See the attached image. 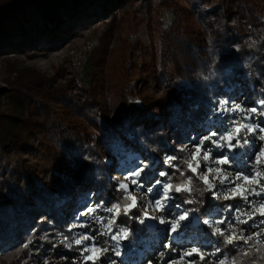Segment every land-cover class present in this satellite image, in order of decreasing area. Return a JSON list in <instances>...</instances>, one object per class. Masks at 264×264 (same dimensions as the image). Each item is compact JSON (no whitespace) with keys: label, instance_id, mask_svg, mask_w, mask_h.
<instances>
[{"label":"trees","instance_id":"trees-1","mask_svg":"<svg viewBox=\"0 0 264 264\" xmlns=\"http://www.w3.org/2000/svg\"><path fill=\"white\" fill-rule=\"evenodd\" d=\"M205 1L0 0V53L9 70L7 86H0V251L18 248L11 264L65 257L69 252H59L55 238H49L57 233L72 238L65 213L90 186L108 205L120 206L118 220L135 236L146 234V226L139 223L140 209L125 215L130 199L112 179L115 166L108 162L130 148L128 137L133 149L148 153L146 158L151 153L172 154L170 164L162 159L160 165L173 190L190 186L177 195L199 216L239 201L214 197L199 178L201 172L189 169L188 152L176 149V144L190 135L202 136L206 127L198 125L212 100L227 95V88L237 83L252 86L254 97L264 101V0L260 15L247 0H219L213 10ZM166 9L173 10L170 25L162 19ZM234 16L237 23L231 26ZM141 24L160 35L150 64L141 39L129 40L125 34ZM89 26L102 31L89 60L91 86L80 87L86 92L83 98L71 92L72 79L56 83V76L67 69L50 76L9 61L17 52L31 57L36 50L60 46ZM153 81L162 83L158 97L150 92ZM100 96L107 104L98 102ZM59 115L68 134L56 121ZM53 151L58 153L51 156ZM39 156L60 161L40 166L32 161ZM217 225L227 235L228 222ZM38 235L45 239L33 241ZM216 240L238 258L237 264H264L263 240L255 245L261 252L253 249L249 256H241V249L226 245L218 234ZM161 258L163 253H149L143 261L160 264Z\"/></svg>","mask_w":264,"mask_h":264},{"label":"rangeland","instance_id":"rangeland-1","mask_svg":"<svg viewBox=\"0 0 264 264\" xmlns=\"http://www.w3.org/2000/svg\"><path fill=\"white\" fill-rule=\"evenodd\" d=\"M182 1L186 2V0ZM218 1L219 0H206L205 3L208 10H213L215 5L218 6ZM247 1L256 14L260 15L261 9L259 7L263 5V3L260 0ZM229 5H233L232 2H230ZM234 11H236L235 8ZM219 15H217V19L220 18ZM162 19L165 21L166 25H170L174 19L173 10L166 9ZM228 23L234 26L235 23H237L236 16L230 19ZM242 26L244 27L245 25L243 24ZM101 31V29L94 30L89 26L78 31L75 36L64 40L60 46L45 52L36 50L34 51L35 55L31 57L26 53L17 52L15 57L9 61L10 63L12 62L18 65V68L21 66L35 67L50 76H54L60 69H67L66 72L64 71L66 74L56 76V83L63 84L65 80L72 79L71 92L80 93V98H83L86 92L81 91L80 87L82 86L88 89L91 86L89 60L91 59L94 47L98 43ZM125 34L129 40H133L135 36L141 39L145 46V59L147 63H152L151 52L153 47H156L160 41L159 32H152L141 24L136 25L132 33L128 32ZM113 44L114 42L112 41L111 45ZM7 62L6 56L0 53V86L4 87L7 86L6 78L9 74ZM161 85V81L151 82L150 92L158 97L161 94V90H158V87ZM227 91V95H222L212 100L209 109L205 113L206 119L198 125L199 127L205 125V133L202 136L194 138L190 135L188 139L177 142L176 149H184L188 152L190 157L189 163H191L193 167L199 163L197 173L201 172L202 176L207 175L209 182L214 186L212 190H209V186L206 185L203 180L202 182L214 197L229 201L232 199H225V195H231L229 190L234 187V184H230L229 180H232L238 172L249 175L250 181L252 177H255L261 185H264V160H262L259 166L260 176H256V170H254L252 165L253 154L264 145V141H260L258 136L264 133L256 132L249 135L248 138L251 140V145H246L244 149L237 150L241 152V155L235 156V162L231 167L228 165L220 166L214 163L216 159L220 158L222 152L227 153L229 157L232 156V153L228 151L227 147L221 149L212 144L211 141L206 140L199 155L193 160L192 156L196 152L195 146L199 144L204 136L210 135L212 132L222 135L231 130L234 120H239L244 124L252 126L259 124L261 127H264V110L261 108L262 103L260 99L254 97L252 86H243L237 83L234 87L227 88ZM224 100L229 102V107H231L233 103L239 104L243 111H220L219 102ZM107 101L108 99L105 96H100L98 99V102L102 104H107ZM252 108H256L257 111L255 113H250ZM97 109V106L92 107V111H96ZM249 115L251 118H245ZM56 121L60 127L63 128V131L68 134L69 129H67L66 123L61 115L57 116ZM245 132L246 129L241 131V137L244 136ZM217 138V136L212 137L213 140ZM191 140L192 142H190ZM128 141L130 148H127L123 154H116L112 158H109L108 162L112 164V166H115L112 179L116 180L115 182L118 187L121 188V184L127 185V191L123 190L125 195L130 199L129 205L133 203L132 198L134 197L136 202L135 207L142 211L143 217L140 219L139 223L140 225L143 224L146 226V234H137L135 236L133 231H131L126 224L118 220V215H114L115 209L113 212L107 211L108 208H113L114 205H108L105 198H99L97 191L90 186L88 190L81 192L76 200H74V208L67 210L65 213V225L67 229L71 231L72 238L69 239L60 233H57L55 237L50 236L49 238L50 240L55 238L54 247L58 249L59 252L64 253V251H66V253H69L66 254L65 257L60 258H56V256H44L42 261L38 264H92V261L86 260V257L90 255L93 257H101V260H98L97 264H149L143 261V258L148 255L147 252L149 251H151L149 253H154L157 256L160 255V253L164 254V258H161L159 261L160 264H218V261L224 257L230 258L226 260L225 264H232V257L226 253L225 250H222L221 246L217 243L216 235H213L214 229L219 228L222 230L216 222L223 219L224 222L227 221L228 224H231L235 228L237 234L240 233L241 229H245L244 234L248 235L249 232L257 231L256 228H250V225L254 222L259 224L260 220L264 219V217H261L259 212H257L254 219L249 220L248 224H241L236 219L235 213L228 209V204L212 207L206 212L204 217L199 216L190 209L185 202L181 201L176 190H173L172 187L170 191L165 192L164 185H171V180L167 175H161V173H165V170H163L160 164L162 163V159L170 164L172 159L168 158L172 157V154L163 153L162 156H159L156 153H151L146 158L148 153L144 152L143 154L141 150L133 149L130 137H128ZM48 142L52 144L51 140H48ZM232 142L235 143V140ZM251 147H253V149ZM56 149L55 147L54 150ZM205 150H210V158L207 161L203 159ZM56 152L57 151H53L51 156ZM47 153L48 152H46V155ZM152 159L154 161H152ZM51 160L52 158H42L40 156L32 158L33 162H36L40 166L43 165L47 167L55 166L58 164V161H60V159ZM218 167H222L223 171L219 173L215 171ZM209 169H212V171H209ZM136 172H139L138 176L133 175V173ZM221 176H227L228 180L221 183ZM132 179H136L138 183L133 184ZM156 181H160V183H156ZM235 183L242 182L235 181ZM184 187L190 190V186L185 185ZM243 187L249 189L257 187V190H259L258 186L254 183H244ZM165 195L170 197V199H164ZM156 200L161 201L163 205L161 210L157 209ZM249 200L259 202L264 200V194L260 197L249 196ZM97 205H99V207H97ZM233 206H236L239 212L249 211V205L241 198L233 204ZM256 207L259 208V203H257ZM89 208H94L95 211L88 213ZM129 213L130 211L128 214ZM145 213H147V215H145ZM181 216L185 218L183 220L179 219ZM240 219H247V217L241 216ZM161 220L164 222L161 223ZM173 224H175V231L172 230ZM261 227H264V225H261ZM229 231L230 229L228 227L226 233L228 234ZM47 233L48 231L45 232V234ZM206 234L212 235L213 238H209ZM113 235L117 236L116 240L112 239ZM201 236L204 237V240H202ZM85 237H88V239H85ZM35 239L36 240L33 241H40L45 239V237L42 238L38 235ZM78 239L81 240V244L79 245L75 243ZM210 240L212 241L210 242ZM260 240L264 241V235L260 237ZM135 241L137 246L143 245L141 249L145 251H143L144 257L141 256L142 258L137 257L140 253L137 247H135ZM180 243L186 244L187 246L184 248H177L176 244ZM251 244L252 242H249V245H243L244 250H247ZM148 245H151V247L146 251V246ZM105 248L108 249L107 253L97 251L98 249ZM192 248L200 249L205 254L204 260H201L200 256L196 254L185 256L183 259L180 258L183 252L191 251ZM216 248H220L222 250L221 253L209 255V253L215 251ZM172 249H175V251H172ZM17 252L18 248L5 247L3 252L0 251V264L4 262L6 264H11ZM33 253L36 254L37 250H34Z\"/></svg>","mask_w":264,"mask_h":264},{"label":"snow or ice","instance_id":"snow-or-ice-1","mask_svg":"<svg viewBox=\"0 0 264 264\" xmlns=\"http://www.w3.org/2000/svg\"><path fill=\"white\" fill-rule=\"evenodd\" d=\"M262 104H264V101H261ZM219 110L220 111H224V112H236V111H243V109L241 108V106L239 104L233 103L231 105V107H229V102L227 100L221 101L219 102ZM257 111L256 108H252L250 110V113H255ZM245 118H251L250 115L248 117ZM246 132L244 134L243 137H241L240 133L242 130H245ZM264 133V127H261L259 124H256L255 126L249 125V124H244L242 122H240L239 120H234L233 121V128L229 131H227L226 133L222 134V135H218L216 132H212L210 135L204 136L198 145H196V152L193 154L192 159L195 160L197 158V156L199 155L201 148L204 146V142L206 140L211 141L212 144H214L216 147L218 148H225L227 147L228 151L232 153V156L229 157V155L227 153H221L220 158L216 159L214 161V163H216L217 165L223 166V165H228L229 167H231L233 165V163L235 162L234 158L236 155H241L240 151H237L238 149H244L245 146H250L251 145V140H249V135L252 133ZM213 136H217L218 138L213 140L212 137ZM258 139L260 141H264V134H261L258 136ZM235 140V143H233L232 141ZM210 158V150H205L204 152V156L203 159L205 161L209 160ZM168 159H173L172 157H169ZM262 160H264V145H262L258 151L256 153L253 154V159H252V165L254 170H256V176H260L261 173L259 171V166L262 163ZM189 169L192 171L193 174L197 173V169L199 168V163L196 164L195 167L192 166L191 163L188 164ZM209 171H212V169H209ZM215 171H217L218 173L223 171L222 167H218L217 169H215ZM134 176H138L139 172L133 173ZM161 175H166L165 173H161ZM181 175H183V173H181ZM201 180H203V182L209 186V190H212V188L214 187L213 185H211V183L208 180L207 175H203L199 177ZM221 183H223L225 180H228L227 176H221L220 177ZM235 181H241L242 183H235ZM132 183L133 184H137L138 181L136 179H132ZM156 183H160V181H156ZM230 184H234V187H232L229 191L231 192V195H225V199H233L237 196H239L243 201H245L248 205H249V211L248 212H239L238 208L236 206L233 205H229L228 209L230 211H233L236 215V219L239 221V223L241 224H248L249 220H253L254 216L256 215L257 212H259V215L261 217H264V200H261L259 202L257 201H252L249 200V196H257L260 197L262 196V194H264V185H261L259 183L258 180L255 179V177H252L251 181L249 180V175L247 174H243V173H237L236 176L232 179L229 180ZM244 183H254L258 186L259 190H257V187H253L251 189L247 188V187H243ZM120 187L122 189H124L125 191H127V185L125 184H121ZM171 185H164V189L165 192L170 191L171 190ZM187 190L185 189V187L183 185H177L176 187V192L179 193L181 191ZM127 198V197H126ZM133 203L131 205H126L124 212L125 215L128 214L129 211H131V209L133 207L136 206V202H135V198L133 197ZM164 199H170V197H168L167 195H165ZM257 203H259V208L256 207ZM97 207H99V205H97ZM156 207L158 210H161L163 208V205L161 204L160 200H156ZM115 209V211H114ZM95 209L94 208H89L88 209V213H92L94 212ZM107 211L109 212H113L114 211V215H119L120 212V206L119 205H114L113 208H108ZM87 214V213H86ZM145 215H147V213H145ZM241 216H246L247 219H243L241 220L240 217ZM185 217L181 216L179 217V219L183 220ZM164 221L161 220V223H163ZM216 223H224V220H219ZM261 225H264V219H261L259 224H256L255 222L250 225V228H256L257 231L255 232H249L248 235H245V229H241L240 233L237 234V232L235 231V228L229 224V229L230 231L228 232V234H225V231L216 228L213 231V235H220L224 238V243L226 245H233L236 248L241 249V256H249L251 255L253 249L257 252L260 253L261 252V248L259 247H255V245L257 244H261L262 241L260 240V237L262 235H264V227H261ZM173 231H175V224H173ZM85 239H88V237H85ZM113 240L117 239L116 235L112 236ZM242 242V244H241ZM249 242H252V244L247 248V250H244L243 245H249ZM76 244H81V240H76L75 241ZM95 247V246H94ZM170 247V245H169ZM97 251L101 252V253H107L108 249H98ZM172 251H175V249H172ZM221 249L220 248H216L215 251H213L212 253H209V255H217L218 253H221ZM193 254L199 255L201 260H204L205 258V254L198 248H192L191 251H187V252H183L181 254V259H183L185 256H192ZM264 258V257H262ZM230 258L228 257H224L223 259H220L218 261V264H225L226 260H229ZM86 260H90L92 261V264H97L98 260H101L100 256H88L86 257ZM237 260L238 258H232V264H237ZM252 264H256V261L253 260Z\"/></svg>","mask_w":264,"mask_h":264}]
</instances>
